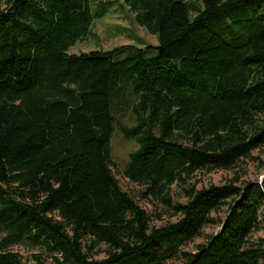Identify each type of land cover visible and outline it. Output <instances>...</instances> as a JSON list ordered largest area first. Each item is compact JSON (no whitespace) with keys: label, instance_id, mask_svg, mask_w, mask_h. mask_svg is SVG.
Returning a JSON list of instances; mask_svg holds the SVG:
<instances>
[{"label":"trees","instance_id":"16d2710c","mask_svg":"<svg viewBox=\"0 0 264 264\" xmlns=\"http://www.w3.org/2000/svg\"><path fill=\"white\" fill-rule=\"evenodd\" d=\"M114 1L158 47L72 55L103 17L93 0H0V264H29L22 244L37 264H264V179L190 185L264 151V0ZM124 108L137 195L111 154ZM139 202L176 221L152 226Z\"/></svg>","mask_w":264,"mask_h":264},{"label":"rangeland","instance_id":"374dc122","mask_svg":"<svg viewBox=\"0 0 264 264\" xmlns=\"http://www.w3.org/2000/svg\"><path fill=\"white\" fill-rule=\"evenodd\" d=\"M94 9L97 8L99 12H103V17L95 21L92 28V35L79 42L75 47L70 50V54L79 55L82 53H90L93 51L107 52L117 47H158L157 38L149 34L144 28L140 27L136 21L134 14L122 3H117L114 0H93ZM1 5V2H0ZM94 12H97L94 10ZM98 13V12H97ZM134 50L129 49V52L124 54L121 58L130 56ZM158 56L157 50H149L148 58ZM120 58V59H121ZM135 125V118L129 108H124L123 112L117 116V125L114 136L111 142L112 160L118 167L114 170L117 179L119 180L122 188L132 194L137 195L138 186L128 181L123 172L129 165L130 156L134 153L139 145L135 140H129L125 137L120 128H131ZM254 156L260 158L259 161L251 160L247 162L243 169L237 172L228 171H215V172H200L190 181V185H196L198 188L208 187L210 185H223L235 176L242 178V181H257L260 182L264 179V151L255 152ZM182 193L181 187L178 185L173 186L174 200L180 199ZM140 205L148 210L152 226L163 227L168 223L175 222L176 218L170 217L171 214L167 213L159 202L154 204L148 202H139ZM227 209L225 208L221 213L222 218H225ZM219 231L218 226H210L203 232L201 238L195 239L193 242L184 246L185 252H195L201 244L206 243L209 236L216 234ZM257 237H264V230L257 233ZM2 236H0V241ZM14 251L21 253L29 264H37L33 259L35 254H38L35 249L31 248L28 244L14 246ZM103 256H98L96 259H101ZM168 264H183V261L177 257L169 260Z\"/></svg>","mask_w":264,"mask_h":264}]
</instances>
